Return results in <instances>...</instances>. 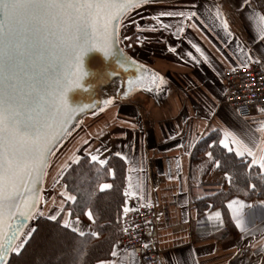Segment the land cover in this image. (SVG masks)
<instances>
[{
  "label": "crops",
  "instance_id": "1",
  "mask_svg": "<svg viewBox=\"0 0 264 264\" xmlns=\"http://www.w3.org/2000/svg\"><path fill=\"white\" fill-rule=\"evenodd\" d=\"M193 4L195 9L190 8ZM162 10H195L198 17L159 16ZM218 11L226 14L223 18L229 22L231 35L217 19ZM260 16L252 0L247 5L243 0H154L133 8L119 30L124 44L132 38V51L126 47L123 54L142 67L125 70L118 63L116 73L110 70L90 108L77 117L52 151L41 215L57 218L63 213L64 222L70 221L80 231L89 230L88 218H78L77 223L65 210L66 203L73 202L67 197L74 195L64 185L63 173L82 156L97 154L94 149L106 164L120 153L124 193L129 192L122 214L125 207L153 205L151 237L162 249L163 264L177 260L182 264H264V240H260L264 214L259 217L243 209L257 226L255 239L243 240L231 222L238 205L232 213L218 206L200 215L196 201L216 195L229 176L217 171L213 156L206 155L211 150L202 159L194 157L200 140L214 130L221 132V139L234 152L251 147L254 141L257 160L264 154V130H260L264 113L242 117L227 103L224 85L226 69L249 64V56L264 61ZM178 27L184 31L178 32ZM153 73L158 74L159 88L151 85ZM150 86L152 90L146 91ZM107 100L111 103L106 104ZM51 178L56 182L48 194ZM247 201L264 207L260 198ZM216 211H221L224 221L218 230ZM116 246L119 264L140 263L136 255H130L132 251L119 243Z\"/></svg>",
  "mask_w": 264,
  "mask_h": 264
},
{
  "label": "snow or ice",
  "instance_id": "2",
  "mask_svg": "<svg viewBox=\"0 0 264 264\" xmlns=\"http://www.w3.org/2000/svg\"><path fill=\"white\" fill-rule=\"evenodd\" d=\"M148 2L149 0H0V264H11L10 255L19 256L35 231L28 225L37 212L32 183L44 174L51 145L79 110L78 107L69 105L67 93L72 88L81 87V81L88 74L83 66V56L96 49L109 57L115 50L120 53L121 68L128 70L142 67L117 49L116 42L122 19L133 8ZM247 3L248 0H243V4ZM195 7V4L190 6L191 9ZM158 15L185 19L198 17L195 10H162ZM225 16L223 12H217V19L221 20L223 30L231 35L229 22L227 18H223ZM259 19L264 21V16ZM177 30L184 31L183 27H178ZM261 36L264 38V29H261ZM248 61L260 62L258 58L251 56ZM157 76L158 74L153 73L151 85L159 88ZM136 79L140 81V77ZM160 80L162 82L163 77ZM145 90L151 91L152 87ZM128 94L124 93L125 96ZM105 103L110 104L111 100ZM260 130H264V125H261ZM216 144L213 141L208 144V148L212 149ZM218 144L223 150L233 153V148L224 139H220ZM255 146L253 141L251 147L245 145L244 150L235 151L234 155L242 159L251 157L247 168L256 166L264 172V154L257 160L253 151ZM93 151L97 154L90 153V161L103 167L106 159L99 156L98 149ZM261 151L264 152V149ZM206 155L212 157L213 152L209 151ZM215 164L220 166V160H215ZM107 171L110 175L113 174L112 169ZM224 175L226 178L229 176L228 172ZM112 187L111 183L99 185L100 191ZM124 195L127 197L129 192L126 190ZM67 199L75 201L76 197L69 196ZM233 205H238V208L231 215V222L241 234V239H255L257 226L243 212L244 208H251L252 205L234 198L226 204L230 213ZM129 210L124 208L125 213ZM85 215L89 221L94 220L90 210ZM214 216L218 222L214 227L218 230L224 223L221 211H216ZM48 218L56 219L55 216ZM212 219L213 216L209 215V222ZM70 226V221L64 222V227ZM72 230L75 232L77 229L73 227ZM91 235L96 237L98 233L91 232ZM79 236H85V232L79 231ZM260 240H264V232H261ZM251 246L256 247V243ZM112 247L113 259L101 261L100 264H119L116 259L117 246ZM130 255L134 256L135 253ZM176 264L182 262L177 260Z\"/></svg>",
  "mask_w": 264,
  "mask_h": 264
},
{
  "label": "trees",
  "instance_id": "3",
  "mask_svg": "<svg viewBox=\"0 0 264 264\" xmlns=\"http://www.w3.org/2000/svg\"><path fill=\"white\" fill-rule=\"evenodd\" d=\"M255 7L264 16V0H252ZM222 134L219 130L212 131L198 143L194 157L202 159L208 150L213 152V158L220 160L217 171L228 172L229 180L216 195L202 197L196 201L197 210L202 215L206 210L221 206L226 211L227 202L233 198L264 200V173L254 166L247 168L250 159L235 157L233 153L223 150L218 144ZM217 144L208 148V144ZM112 169V175L108 169ZM62 181L67 190L76 200L67 202L65 210L70 217L86 219V211H91L94 217L89 221L90 229L85 236H79V231L72 226L64 227V214L55 220L46 215L33 218L28 224L34 228L33 235L28 238L25 248L19 256L11 254V264H98L102 259L109 258L113 245L120 237L121 220L124 215V162L117 156H111L103 167L91 162L88 156H82L70 164L63 173ZM101 183H111L113 187L100 191ZM254 185L255 187H249ZM91 232H97L93 237Z\"/></svg>",
  "mask_w": 264,
  "mask_h": 264
},
{
  "label": "built area",
  "instance_id": "4",
  "mask_svg": "<svg viewBox=\"0 0 264 264\" xmlns=\"http://www.w3.org/2000/svg\"><path fill=\"white\" fill-rule=\"evenodd\" d=\"M259 60L224 71L226 101L242 117L264 113V61ZM245 203L252 205L245 208L247 213L262 217L264 207L260 203ZM153 217L154 207L147 204L124 213L121 220L118 243L124 250L134 252L139 264H163L162 249L151 237Z\"/></svg>",
  "mask_w": 264,
  "mask_h": 264
},
{
  "label": "water",
  "instance_id": "5",
  "mask_svg": "<svg viewBox=\"0 0 264 264\" xmlns=\"http://www.w3.org/2000/svg\"><path fill=\"white\" fill-rule=\"evenodd\" d=\"M149 1H154V0H149ZM116 48L121 51L118 42V33H117ZM121 52L123 53V51ZM82 59H83L84 69L88 74L81 81V85H82L81 87L72 88L68 91L67 100L71 107L74 108L78 107V109H80L79 106L83 104L84 107L78 110L73 115L72 119L65 126L64 130L59 134L56 142L53 145H51V153L55 149V147L65 138L67 132L69 131L70 127L73 125L77 117H79V115H82L86 110L90 108L92 99L95 97L97 89L100 88L105 83L109 71L112 70L113 71L112 73H116L120 69L118 67V63H120V53L116 52L115 50L112 56L105 57L100 51L96 49H92L86 52ZM81 89H83V94ZM51 153L48 155L47 162L44 165V174ZM44 174L39 178V180H36L32 183V189L35 192V196L37 200L36 208L42 191Z\"/></svg>",
  "mask_w": 264,
  "mask_h": 264
},
{
  "label": "rangeland",
  "instance_id": "6",
  "mask_svg": "<svg viewBox=\"0 0 264 264\" xmlns=\"http://www.w3.org/2000/svg\"><path fill=\"white\" fill-rule=\"evenodd\" d=\"M130 32H132V27H130ZM124 38L120 35V30L118 31V42H119V45H120V49H121V51H123V49L124 50H126V47H130V51H132V38H130V40L129 41H125V44H124ZM125 45V46H124ZM92 81V80H91ZM85 87V86H84ZM84 89V88H83ZM83 89H81L82 90V94H83ZM85 90V89H84ZM81 94V95H82ZM82 101V100H81ZM84 103V102H83ZM80 107V109L81 108H83L84 107V104L83 105H81V106H79ZM79 109V110H80ZM50 158H51V156H50ZM50 158H49V161H50ZM47 168H48V165H47ZM47 168H46V170H47ZM45 175H46V171H45V174H44V179H43V186H42V191H41V195H40V198H39V201H38V205H37V212L34 214V218H36V217H38V216H40L41 214L40 213H43V197H44V195H42V192H43V188H44V182H45ZM55 180H53V178H51V180L50 181H48L47 183H48V186H50V187H48L49 189H47V193L48 194H50V192L52 191V190H54V188H53V186H54V184H55ZM57 187V186H56ZM31 222V220L28 222V224Z\"/></svg>",
  "mask_w": 264,
  "mask_h": 264
}]
</instances>
